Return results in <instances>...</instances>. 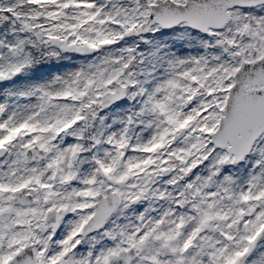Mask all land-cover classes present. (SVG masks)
Instances as JSON below:
<instances>
[{
  "label": "snow or ice",
  "instance_id": "obj_1",
  "mask_svg": "<svg viewBox=\"0 0 264 264\" xmlns=\"http://www.w3.org/2000/svg\"><path fill=\"white\" fill-rule=\"evenodd\" d=\"M0 264H264V0H0Z\"/></svg>",
  "mask_w": 264,
  "mask_h": 264
}]
</instances>
